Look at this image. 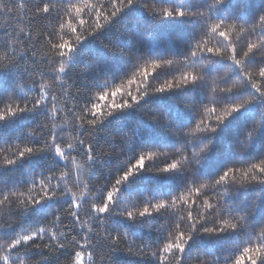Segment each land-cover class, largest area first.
Segmentation results:
<instances>
[{
  "label": "snow or ice",
  "instance_id": "snow-or-ice-1",
  "mask_svg": "<svg viewBox=\"0 0 264 264\" xmlns=\"http://www.w3.org/2000/svg\"><path fill=\"white\" fill-rule=\"evenodd\" d=\"M0 264H264V0H0Z\"/></svg>",
  "mask_w": 264,
  "mask_h": 264
},
{
  "label": "trees",
  "instance_id": "trees-1",
  "mask_svg": "<svg viewBox=\"0 0 264 264\" xmlns=\"http://www.w3.org/2000/svg\"><path fill=\"white\" fill-rule=\"evenodd\" d=\"M138 14H139L138 10H134L130 13L125 14L124 17H122L120 20L117 21V24L115 26H113L111 29L104 32L100 38L104 39L105 41L111 38L115 34V27L118 26L120 23L127 22L129 24V27H131L133 23V17H136ZM123 39H124L126 46L128 47H132L135 42L134 37L125 36L123 37ZM90 50L99 51V44L96 38L90 39L88 42H86L82 50V53L80 57H78V59L82 62L84 60L85 54L89 52ZM129 63H130L129 61L123 58H114L108 64L102 67V74L106 75L107 72L111 71L115 75L123 71L128 66ZM140 120H141V117H139L138 114L131 113L123 117V120L121 123L127 125L128 127H131L134 122L140 121ZM111 126L113 128H118L120 127V124H117L115 121H113L111 123ZM142 127L148 128L151 126L147 125L146 122H142ZM160 138H163V134H160Z\"/></svg>",
  "mask_w": 264,
  "mask_h": 264
}]
</instances>
